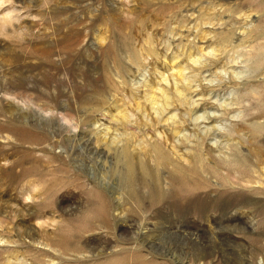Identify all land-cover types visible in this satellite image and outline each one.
Segmentation results:
<instances>
[{
  "label": "rangeland",
  "instance_id": "obj_1",
  "mask_svg": "<svg viewBox=\"0 0 264 264\" xmlns=\"http://www.w3.org/2000/svg\"><path fill=\"white\" fill-rule=\"evenodd\" d=\"M0 264H264V0H0Z\"/></svg>",
  "mask_w": 264,
  "mask_h": 264
},
{
  "label": "bare ground",
  "instance_id": "obj_2",
  "mask_svg": "<svg viewBox=\"0 0 264 264\" xmlns=\"http://www.w3.org/2000/svg\"><path fill=\"white\" fill-rule=\"evenodd\" d=\"M77 55V53L75 52V53H72L71 55H69L68 56V60H71L74 56H76ZM68 60H66L67 62H68ZM66 62V63H67ZM71 62V61H70ZM73 64V63H72ZM69 65V64H68ZM71 65V64H70ZM178 75L180 76V77H182V70L180 69V70H178ZM260 91H261V89H260ZM253 93L255 94V96L256 95H258L259 94V92H258V90L257 89H253ZM165 94V93H164ZM150 99H152V103H153V105L155 106V104H156V106L158 105V106H160V103L158 102V100H157V98H155V96H152ZM249 100H253L254 99V97H250V98H248ZM169 100H171V98L169 97V95H167L166 94V96H165V100H164V105L162 106L161 105V108L159 109V110H157V112L158 113H161V112H163L164 111V108L166 107V106H168V104H169ZM245 102V101H244ZM250 104V103H249ZM130 169L132 170L133 169V167H132V165L130 166ZM131 175V174H130ZM129 180H130V182H132V176H130L129 177ZM134 180V179H133ZM154 189H156V187L154 188Z\"/></svg>",
  "mask_w": 264,
  "mask_h": 264
}]
</instances>
